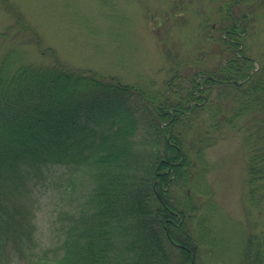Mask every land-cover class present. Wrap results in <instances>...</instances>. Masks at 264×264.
Listing matches in <instances>:
<instances>
[{
    "label": "trees",
    "instance_id": "obj_1",
    "mask_svg": "<svg viewBox=\"0 0 264 264\" xmlns=\"http://www.w3.org/2000/svg\"><path fill=\"white\" fill-rule=\"evenodd\" d=\"M243 1L220 0L209 37L225 59L189 72L172 66L160 91L58 61L10 60L8 71L1 57L0 252L11 238L30 264H195L209 234L191 229L195 166L244 115L247 196L262 200L264 49L259 60L247 53ZM60 165L71 169L63 197L78 201L62 212L54 254L38 253L35 188ZM239 264H264V230L247 235Z\"/></svg>",
    "mask_w": 264,
    "mask_h": 264
},
{
    "label": "rangeland",
    "instance_id": "obj_2",
    "mask_svg": "<svg viewBox=\"0 0 264 264\" xmlns=\"http://www.w3.org/2000/svg\"><path fill=\"white\" fill-rule=\"evenodd\" d=\"M219 4L220 0H0V61L7 54L8 71L13 68L10 60L44 65L58 61L160 91L172 66L189 72L214 68L225 59L220 44L209 37L218 33L213 29L221 19ZM238 7L250 16L244 38L247 53L259 60L264 49V0H245ZM247 123L244 115L236 127H224L195 166L191 229L194 234L209 230L195 264H239L247 235L264 230V195L258 204L247 196ZM262 131L257 141L264 145ZM50 170L49 176L37 180L32 212L35 249L39 253L49 248L53 255L62 239V212L78 199L63 197L71 169L60 165ZM14 247L8 238L1 246L0 264H30Z\"/></svg>",
    "mask_w": 264,
    "mask_h": 264
}]
</instances>
